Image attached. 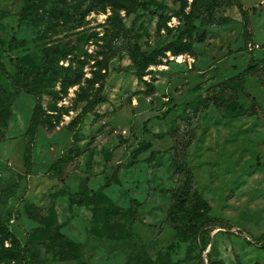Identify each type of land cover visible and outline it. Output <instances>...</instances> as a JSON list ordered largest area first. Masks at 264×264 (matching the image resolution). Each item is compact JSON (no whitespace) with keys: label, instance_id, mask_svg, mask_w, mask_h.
<instances>
[{"label":"rangeland","instance_id":"rangeland-1","mask_svg":"<svg viewBox=\"0 0 264 264\" xmlns=\"http://www.w3.org/2000/svg\"><path fill=\"white\" fill-rule=\"evenodd\" d=\"M24 3L0 0V264H264V0Z\"/></svg>","mask_w":264,"mask_h":264},{"label":"trees","instance_id":"trees-1","mask_svg":"<svg viewBox=\"0 0 264 264\" xmlns=\"http://www.w3.org/2000/svg\"><path fill=\"white\" fill-rule=\"evenodd\" d=\"M24 1H25V3H24V10H25L28 7V0H24ZM243 16L245 17V20H246L245 25L248 26L249 20L247 19V14L245 11H243ZM1 72H4V69L2 68V66H1ZM240 78H244V73L240 74ZM26 90L27 89H25V92H26ZM27 92H30V90H27ZM40 111H41V105H40L39 101H37L34 108H33L30 123H29L27 131L25 133L27 140H29V142H27V146L30 145V143H31L30 139L33 137L35 129H37V127L39 126V116L38 115L40 114ZM28 148L29 147H27V150H28ZM25 168L29 169V166L25 165ZM107 185H108V182H106L103 187H105ZM255 246L262 247L264 249V238H261V240H256Z\"/></svg>","mask_w":264,"mask_h":264}]
</instances>
